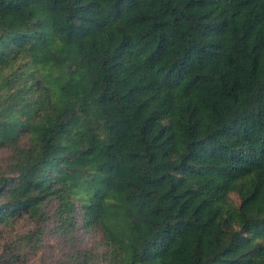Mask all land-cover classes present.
Wrapping results in <instances>:
<instances>
[{"label":"trees","instance_id":"obj_1","mask_svg":"<svg viewBox=\"0 0 264 264\" xmlns=\"http://www.w3.org/2000/svg\"><path fill=\"white\" fill-rule=\"evenodd\" d=\"M0 153V264H264V0H0Z\"/></svg>","mask_w":264,"mask_h":264},{"label":"rangeland","instance_id":"obj_2","mask_svg":"<svg viewBox=\"0 0 264 264\" xmlns=\"http://www.w3.org/2000/svg\"><path fill=\"white\" fill-rule=\"evenodd\" d=\"M5 153H0V155ZM23 223V222H22ZM21 223V224H22ZM25 230V225H20L15 231L0 232V243H2L6 237L16 238L19 232ZM61 237H49L47 245L41 251L30 253L25 262L19 264H58L62 259H66L70 252L74 250V240ZM82 241H76V245L80 246Z\"/></svg>","mask_w":264,"mask_h":264}]
</instances>
